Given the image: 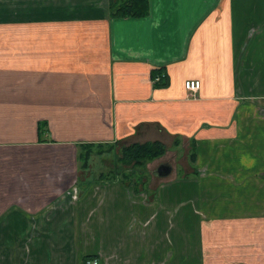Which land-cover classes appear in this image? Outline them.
Listing matches in <instances>:
<instances>
[{"label":"crops","instance_id":"obj_1","mask_svg":"<svg viewBox=\"0 0 264 264\" xmlns=\"http://www.w3.org/2000/svg\"><path fill=\"white\" fill-rule=\"evenodd\" d=\"M107 12L0 0V264H264V0ZM145 141L171 149L167 176L103 177Z\"/></svg>","mask_w":264,"mask_h":264},{"label":"trees","instance_id":"obj_2","mask_svg":"<svg viewBox=\"0 0 264 264\" xmlns=\"http://www.w3.org/2000/svg\"><path fill=\"white\" fill-rule=\"evenodd\" d=\"M107 2V15L110 17H133L141 16L146 13L147 10V0H106ZM154 76H157V81H152L153 85H157L158 83L162 84V79L164 78L163 75L159 70H151L149 78L153 79ZM81 150L80 154H78V158H80V161L82 162V165L89 166V157L91 154L98 152L101 153L103 149L101 150L98 144L93 145L92 143L89 144H80ZM111 146H108L105 148L106 150H110ZM164 145L161 142L158 141H145L140 144L138 143H131L128 146H123L119 149V153L115 156V164L122 165L123 167H128V165L131 166H138L142 170L143 165H145L146 162L154 160V158L160 156L162 152H164ZM190 161L192 162L194 159V154L190 152ZM118 166V167H120ZM121 169V168H120ZM110 174H106V176H103L105 179L109 180L112 178L116 179L119 178L121 183H125L126 185L132 184V187L135 191H137V185L133 181V179H139L138 176L134 177L132 172H129L128 175H126L124 172H113L109 171ZM100 179H102L103 177ZM109 178V179H108ZM133 178V179H131ZM91 258V256H87L85 259ZM84 262V261H83ZM85 264V262H84Z\"/></svg>","mask_w":264,"mask_h":264},{"label":"rangeland","instance_id":"obj_3","mask_svg":"<svg viewBox=\"0 0 264 264\" xmlns=\"http://www.w3.org/2000/svg\"><path fill=\"white\" fill-rule=\"evenodd\" d=\"M166 150H167L166 152H164V153L162 152L163 154H162V156L160 155L161 157H163V156L166 157L168 152L171 151V149L169 147ZM117 153H119V150H118ZM180 153L181 152L177 153V155H180ZM110 154H112V152H109L108 154H106V157H108ZM158 157H156V158H158ZM156 158H154V159H156ZM157 160H155V161L154 160H152V161L150 160V161L146 162L145 165H143L142 170L140 168H138V166L128 165V167H123L122 165L120 166V165H117V164L113 165V167L111 165V169L113 168V172H116V171L120 172L121 171V172H124L126 175H128L129 172H132L134 177L138 176L139 179H136V180L131 178L136 183L135 185H137V187H140V188L147 187L149 185V183H150V186L153 187V185H155V183H157V180H159L158 178H156V174L154 173V169H155L154 165L156 164L155 162ZM163 161H166V162H169V163H171V162L173 163V161L170 159L169 155H167V157L165 159H163ZM149 162H151V163L153 162L152 165ZM108 164H109V162H108ZM103 165L104 164L101 163V160L96 159L94 164L92 162L91 171H94V173H97L98 171H100V172L102 171L103 172V168H104ZM118 166H120V167H118ZM147 189H150V188H147Z\"/></svg>","mask_w":264,"mask_h":264},{"label":"built area","instance_id":"obj_4","mask_svg":"<svg viewBox=\"0 0 264 264\" xmlns=\"http://www.w3.org/2000/svg\"><path fill=\"white\" fill-rule=\"evenodd\" d=\"M157 80H158L157 76H154L152 79V81H157ZM198 86H199L198 80L195 79L184 80L182 88L185 90L188 99L195 97V93L198 90L197 89ZM84 262L85 264H99L97 258H93V259L87 258L84 260Z\"/></svg>","mask_w":264,"mask_h":264},{"label":"water","instance_id":"obj_5","mask_svg":"<svg viewBox=\"0 0 264 264\" xmlns=\"http://www.w3.org/2000/svg\"><path fill=\"white\" fill-rule=\"evenodd\" d=\"M170 171V168L168 166H165L164 164L162 165H158L154 171V173L157 175V176H167L168 173Z\"/></svg>","mask_w":264,"mask_h":264}]
</instances>
